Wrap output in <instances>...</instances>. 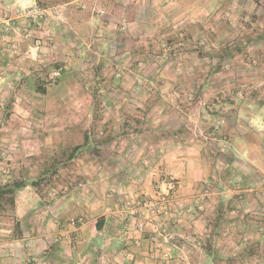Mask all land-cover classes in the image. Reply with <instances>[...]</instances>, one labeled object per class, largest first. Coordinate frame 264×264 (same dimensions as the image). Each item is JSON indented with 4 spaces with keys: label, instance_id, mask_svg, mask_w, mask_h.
Masks as SVG:
<instances>
[{
    "label": "crops",
    "instance_id": "obj_1",
    "mask_svg": "<svg viewBox=\"0 0 264 264\" xmlns=\"http://www.w3.org/2000/svg\"><path fill=\"white\" fill-rule=\"evenodd\" d=\"M197 1L202 3L198 9L202 19L197 24L199 29L210 14L233 12L235 3L239 7L245 2L255 4L264 13L261 2L256 0ZM210 1H214L217 12L208 9ZM191 4L192 0H60L45 7L56 8L57 17L33 24L21 17V11L36 5V0H0V183L6 173L16 174V169L22 168L17 167L20 160L35 156L43 165L56 161L59 146L67 142L66 132L80 126L73 116L68 122L61 119L58 114L63 113L64 107L86 111L89 117L98 111L112 110L109 106L114 95L125 94L131 98L130 102L142 108L137 99L143 91L131 84L141 76L125 74L115 79L108 75L109 67L135 73L130 69H135L138 61L141 65L143 57L151 61L147 50L153 48L150 44L153 33H188L192 26L186 28L184 22L188 23ZM3 12H9V21L2 19ZM259 13L258 9L253 12ZM243 31L240 27V34ZM35 37L43 39L44 45L35 47ZM250 38L256 39L252 34ZM225 60L211 63L219 66ZM179 61L170 57L165 65L173 63L184 68L190 63ZM87 63L91 68L80 73V78L88 72L87 80L95 87L87 91V104L83 105L70 82ZM42 66L60 70L59 79L52 85L45 86L37 79ZM176 75L174 78L178 80ZM99 98L104 100L102 105L107 103L102 110ZM148 108L146 112L151 113L153 107ZM260 108L250 112L249 106L234 105L237 124L227 133L229 140L218 133L214 138H208L206 132L192 135L186 131L189 127L175 120L157 126L150 120L144 127L136 120L122 119L123 114H131L125 108L116 111L120 120L114 122L88 119L84 122L88 131L82 141L85 148L74 151L75 147L66 157L69 162L80 161L78 173L71 170L70 176L80 177L56 186L44 198L30 187L20 190L14 211L20 224L19 238L13 234L12 223L4 226L6 221L0 218V264H30V258L36 264H177L181 253L178 245L172 242L160 250L156 247L167 232L175 234L176 239L194 236L191 237L194 246L195 242L201 248L206 244L204 216L212 205L204 201L205 211H197V206L206 183L215 177L205 147L211 141L229 146L227 156L220 157L234 167L235 179L241 180L234 195L242 193L238 197L242 201L238 203L250 214L234 218V225L245 227L246 234L239 242L256 241L258 232L248 235L247 228L256 222L252 217L258 216L254 215H262L264 220V185L257 187L261 179L264 184V117L258 132L253 134L246 127ZM154 109L159 112V108ZM166 115L165 118H171L169 113ZM129 128L135 132L123 134ZM169 177L178 184L170 217L148 222L142 231L134 230L130 222L126 229L127 222L119 216L125 202H134L141 193L153 195L165 186ZM125 209L129 210L127 206ZM73 219L79 223L76 239L70 226ZM239 242L235 249L239 248ZM238 264H264V261L251 258Z\"/></svg>",
    "mask_w": 264,
    "mask_h": 264
},
{
    "label": "rangeland",
    "instance_id": "obj_2",
    "mask_svg": "<svg viewBox=\"0 0 264 264\" xmlns=\"http://www.w3.org/2000/svg\"><path fill=\"white\" fill-rule=\"evenodd\" d=\"M261 1L264 3L263 0ZM261 5L263 6L262 3ZM201 6V2L197 0L193 2L192 0V4L189 7V18H186L188 23L184 22L186 28L192 26L191 29H188V33L152 34L151 40L154 42L152 41L150 44H152L153 48L152 50H147L151 53V61H148V63L143 57L141 65H138V61L135 69L129 68L135 71V73L127 72V70L120 67H109L108 75L110 77L113 76L115 79H121L125 74L136 76L137 73L141 76L140 79H134V83L131 84L133 87H137V90L143 91H141L142 95L138 94L141 99H137V102L143 106L142 108L130 102L129 99L131 98L122 94L121 97L114 95L115 98L112 99V103L109 106L112 108L110 111H98L93 116L88 117L86 111L78 112L75 109L64 107L63 113L58 114L65 122L71 120L73 116V118L78 119L80 124L77 129H71L66 132L64 138L67 142L59 146L55 162H57L56 168L60 169L61 172L59 173L56 169L58 177H54L58 185H65L66 182L70 183L71 180L74 182L80 177V175H72L73 177H70L72 174L71 170L75 171L73 174L78 173L76 169L79 167L80 161L78 163L74 161L69 162L66 157L72 149L81 146L84 133L88 131V126L84 122L88 121V119H93V117L95 121L99 122L120 120V115H117L116 111L121 108H125L128 112H131V114H123L124 117L122 116V119L124 118V120L128 121L131 119L136 120L137 124L141 123L144 127L148 126L150 120L156 122L155 126L158 124L162 125L165 121L169 123L175 120L189 127L186 131L198 136L207 132L208 127L212 125L219 137L225 136V139L229 140L230 138L227 133L230 132V129L234 130V124H237L236 118H234V105L240 103L244 106H249L250 112L261 107L256 112L258 114L257 117V114L253 113V122L248 124V126L245 124L243 127L247 126L246 129L253 131V134L258 132L259 127H262V118L264 117V13L262 8L259 9L257 5L255 6V4L252 5L246 2L239 7V4L235 3V13L234 11H229L220 16H217V13L210 14L206 17L205 21H202V25L204 26L199 29L197 24L202 19H200L198 9ZM208 7V9L212 8L216 10L214 1H210ZM257 9L260 10V13L258 15L253 14ZM246 15L248 18H246ZM250 15L254 16L250 17ZM240 27L244 28L243 34L239 32ZM251 34L256 39L250 38ZM258 41L261 42V45L254 44ZM195 50H198V52L195 53ZM170 57L173 60L176 58V62H180L179 59H181L190 63L188 67L183 66L184 68L179 64L175 65V68L173 63H170V66L165 65L167 62H170ZM74 59H78V56H74ZM224 59H226L224 64H220L219 66L212 65L211 63L221 62ZM87 67L91 68V65L89 63L84 64L83 69H78L76 74L71 70L72 74H75L76 77L70 83L73 85L72 88L77 92V95L79 94V100L80 102L82 101L83 105L87 104V91H91L95 87L94 84L87 80L88 72L80 78V73H83ZM172 67L175 68L174 71H171L170 68ZM174 75L178 76L179 79L174 78ZM175 79L177 81H174ZM121 88L124 90L125 87ZM146 89L150 90L147 93H150L151 96L146 93ZM99 100H101L100 107L102 110L107 103L105 102L102 105L104 100L102 98H99ZM127 104L128 106L126 107ZM130 104H133V106ZM148 106L153 107L151 113L146 112V109L150 110ZM154 107L159 108L158 113H156L158 109H154ZM167 113L171 115L170 119L165 118ZM241 116H239L240 119ZM169 128H172V126ZM259 130L261 131L262 129ZM134 132L129 128L123 134L126 135ZM121 136L116 135V137ZM226 140L224 141L225 143L227 142ZM228 150L229 146L224 143L220 144L211 141V144L207 146V152L211 157L210 162L214 171L212 176L215 177H211L206 183L207 188L205 187L204 191H202L200 203L198 204L200 206L205 203L204 201L208 200L213 210L219 202L223 203L224 207L228 200H232L233 202V210L226 214L227 225L225 226L223 235L213 242L212 251L214 255L212 257H215L216 261L212 263L211 258H206L203 249L197 245V242H195L196 245L194 246V241L191 239L194 236L190 235V240L179 237V239L175 238L172 241L181 248L180 256L177 257V264H238L241 261L237 258L239 248L235 249L234 245L239 242L240 238L245 236L246 232H244L245 227L242 228L234 225V218H238L239 215L242 217L249 216L250 213L248 211L245 213L246 210L244 211L238 203L242 201L238 199L239 196H242V193L238 192L236 193L237 195H234V189L238 188L234 187V180L223 178L224 170L228 169L225 166L228 164L220 156H227L226 152ZM29 158L33 159L27 160ZM27 159H24V161L20 160L18 164L20 166H17L19 168L22 167V176H36L39 170L49 165L47 162L45 165L41 164V160L37 161V157L35 156L28 157ZM49 163H52V161ZM18 170L16 169V171ZM167 180L165 181V186L162 189H157L156 192L161 190L165 192L167 190ZM235 182H239V180L235 179ZM263 185L261 179L257 187ZM253 186H256V184ZM205 190L207 195L202 196ZM245 200L249 203L247 198ZM198 206L197 211H203V209L205 211L203 205L200 209ZM210 212L205 213V220ZM254 216H258L256 218L252 217L257 224L255 222L252 224V227L247 228L249 231L247 232L248 235L260 232V227L264 228V224H258L259 221H263V216ZM73 220L76 221V219ZM8 222L10 223L7 220L4 226H8ZM76 224L78 227L79 223L77 221ZM203 241L205 240L203 239Z\"/></svg>",
    "mask_w": 264,
    "mask_h": 264
},
{
    "label": "trees",
    "instance_id": "obj_3",
    "mask_svg": "<svg viewBox=\"0 0 264 264\" xmlns=\"http://www.w3.org/2000/svg\"><path fill=\"white\" fill-rule=\"evenodd\" d=\"M256 1L260 2V0H256ZM58 2H60V0H36V6L40 8H45L50 4H56ZM261 3L263 4L264 7V3L262 1ZM194 52L196 53L198 52V50H195ZM206 134H208L210 138L216 137L214 126L212 125L209 126ZM210 144L211 142L210 143L208 142L207 145H205L206 150H207V146ZM85 145L86 144L84 143L81 146L76 147L74 151L85 148ZM207 154L209 156L208 152ZM69 159L70 158H68L67 160L69 161ZM229 160L230 159L227 158V161ZM56 163L57 162L53 161L48 166H45L44 168L39 170L36 176H28V175L22 176L21 175L23 174L22 169H19L16 174L10 171L8 174H6L3 177L2 182L0 183V218H4L5 221L9 220L12 223L13 234L15 237L19 238L21 236L20 224L14 215L18 192L26 187H30L41 198H44L48 193H51L53 191V188L58 186L57 181L54 179V177H58L56 172L57 169ZM225 167L228 169L224 170L223 178L225 179L231 178L232 180H234V187H239L241 180L239 182H235L236 172L234 168L228 165H226ZM234 202H235V198H234ZM222 204L223 203L219 202L214 207V209L208 214L206 219L207 221L205 223V233L203 234V238L206 243L204 245L206 246H202V249L205 253L206 258H211L212 263L216 261V259H214L215 257H212V255H214L213 254L214 252L212 251L213 242L215 239L223 235L225 226L227 225L226 214L227 212L233 210L232 200H228L225 207ZM98 228H100V225L98 226ZM239 243L240 244L238 247L240 249L237 252V258H239L241 261L248 260L251 258L260 260V262L264 261V228L263 227L261 231L258 232V239L256 241L246 240V241H240ZM29 263L36 264L37 262L30 258Z\"/></svg>",
    "mask_w": 264,
    "mask_h": 264
},
{
    "label": "built area",
    "instance_id": "obj_4",
    "mask_svg": "<svg viewBox=\"0 0 264 264\" xmlns=\"http://www.w3.org/2000/svg\"><path fill=\"white\" fill-rule=\"evenodd\" d=\"M9 12H3L2 19L9 21ZM57 9H45L40 8L36 5L25 7L21 11V17L24 18L29 23L37 24L44 21L45 19L57 17ZM33 44L35 47H41L44 45V40L40 37H35L33 39ZM37 79L42 82L45 86L52 85L60 77V70L51 69L48 70L46 66H42L36 74ZM177 182L173 178H168L167 180V190L164 192L157 191L153 195L141 193L138 195V198L131 203L125 202V205L129 210H126V206L119 212V216L123 219L124 222H127L125 228L129 229V222L132 224L134 230L142 231L145 229V225L148 222L153 223L157 220H166L170 217L172 212V205L175 201V193L177 189ZM207 192L205 190L204 195L206 196ZM129 202V201H128ZM129 205V206H128ZM70 226L72 227L73 238L76 239L77 236V224L75 220L70 221ZM162 241L156 247L161 249L163 245H169L172 241L175 240L176 235L173 233H164L162 234ZM185 240H190V237H183ZM166 247V246H165Z\"/></svg>",
    "mask_w": 264,
    "mask_h": 264
}]
</instances>
